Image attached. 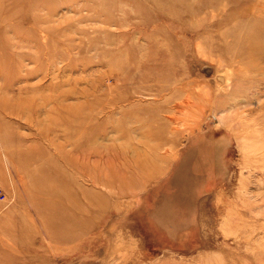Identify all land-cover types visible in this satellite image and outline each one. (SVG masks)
I'll use <instances>...</instances> for the list:
<instances>
[{"label": "rangeland", "instance_id": "1", "mask_svg": "<svg viewBox=\"0 0 264 264\" xmlns=\"http://www.w3.org/2000/svg\"><path fill=\"white\" fill-rule=\"evenodd\" d=\"M256 21L0 0V264H264V72L226 53Z\"/></svg>", "mask_w": 264, "mask_h": 264}, {"label": "bare ground", "instance_id": "2", "mask_svg": "<svg viewBox=\"0 0 264 264\" xmlns=\"http://www.w3.org/2000/svg\"><path fill=\"white\" fill-rule=\"evenodd\" d=\"M256 22L257 23H252L249 25L248 28L250 30H248V32L245 33L244 35L232 34L231 35V39H232L231 45L228 46L229 48L228 47L226 48L227 50L226 53H228V55L239 57L241 61L244 63L243 64V63L238 62V64L241 65V67H243L244 69L243 71L241 70L239 71L240 75H243V76L246 75V73L247 75L248 73H250V76H251L252 73H257V75H260V72H264V22H260V21H256ZM26 57L28 58V56ZM31 60L33 61V63H35L33 60V57ZM14 76H15V73H14ZM164 87H161L162 90ZM81 131H82V128H81Z\"/></svg>", "mask_w": 264, "mask_h": 264}, {"label": "built area", "instance_id": "3", "mask_svg": "<svg viewBox=\"0 0 264 264\" xmlns=\"http://www.w3.org/2000/svg\"><path fill=\"white\" fill-rule=\"evenodd\" d=\"M0 194H1V189H0Z\"/></svg>", "mask_w": 264, "mask_h": 264}]
</instances>
